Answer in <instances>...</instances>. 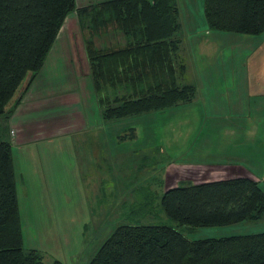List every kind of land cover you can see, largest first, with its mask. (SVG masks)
Returning <instances> with one entry per match:
<instances>
[{
  "label": "rangeland",
  "instance_id": "obj_1",
  "mask_svg": "<svg viewBox=\"0 0 264 264\" xmlns=\"http://www.w3.org/2000/svg\"><path fill=\"white\" fill-rule=\"evenodd\" d=\"M91 1L76 4L80 8ZM177 3L181 49L189 61L194 58L201 87L197 93L203 104L198 108L152 116L155 136L147 118L112 124L99 115L91 118L95 114L89 106L96 98L91 99L95 95L85 52L88 34L82 33L74 13L43 70L27 91L31 75L26 78L15 97H22L21 103L2 122V133L12 143L24 248L41 252L44 264H89L121 225L171 226L195 241L264 232V220L191 228L163 210L166 190L229 176L230 168L221 164L257 168L264 189V33L211 30L205 0ZM185 120L196 122L189 126ZM132 128H137L138 139H121ZM151 146L164 153L149 158L155 160L152 166L139 154L127 159L128 151ZM109 149L111 153L105 152ZM139 173L149 179L166 177L163 184H154L158 198L150 203L137 192L141 187L120 185Z\"/></svg>",
  "mask_w": 264,
  "mask_h": 264
},
{
  "label": "trees",
  "instance_id": "obj_2",
  "mask_svg": "<svg viewBox=\"0 0 264 264\" xmlns=\"http://www.w3.org/2000/svg\"><path fill=\"white\" fill-rule=\"evenodd\" d=\"M74 13L88 34L90 78L106 123L164 112L196 96L195 86L179 83L186 65L176 57L177 0H106L80 8L76 0H0V264H44L41 252L24 248L12 143L1 124ZM205 15L211 30L264 33V0H205ZM130 132L123 140L136 138ZM161 203L169 218L191 228L264 220V189L249 176L172 187ZM92 257L89 264H264V232L195 241L171 226L121 225Z\"/></svg>",
  "mask_w": 264,
  "mask_h": 264
},
{
  "label": "crops",
  "instance_id": "obj_3",
  "mask_svg": "<svg viewBox=\"0 0 264 264\" xmlns=\"http://www.w3.org/2000/svg\"><path fill=\"white\" fill-rule=\"evenodd\" d=\"M100 1H106V0H100ZM99 0H93L91 2H100ZM78 7V5H77ZM68 19V18H67ZM67 24V22H66ZM184 43L182 42L181 43V48L183 47ZM180 48V51H179V55L177 53V60L178 61H185V65H186V72L183 73L180 78H179V83L181 85H193L196 87V94L197 96H195V98L189 102V103H185V104H180L178 106H175L167 111H164V112H156V113H149V114H144V115H140V116H137L141 119H145V122L146 124H149V131H150V134L155 136L156 133H154L151 129V125H150V118L154 115H157V114H166V112H169L171 110H179V108H186V107H196L195 105H199L201 102L203 104V101H199L198 100V93L197 92H201V87H200V82H199V79L195 73V71L193 70V66H194V58L191 57V61H189V58H188V55H187V51L185 48L181 49ZM45 66V65H44ZM44 68V67H43ZM43 70V69H42ZM90 73V72H89ZM88 73V74H89ZM90 84L92 85V81H90ZM92 91H91V95H92V92L94 93V89H93V85H92ZM208 93V92H207ZM95 95V93H94ZM93 95V96H94ZM91 98V97H90ZM93 98H96L95 97H92L91 99ZM202 100H203V97H202ZM97 98L96 100L92 101L90 103L91 106H89V109H91L93 107L94 109V112H93V115L91 118L93 119H96V116H101L102 118V111H101V108L99 106V103L97 102ZM211 102V101H210ZM213 105H215V103H213V101L211 102ZM211 104V106H212ZM198 108V107H196ZM199 110V109H198ZM214 114H218L217 112L220 113V111L217 110H214L213 111ZM136 117V116H135ZM135 117H131V118H135ZM192 119H194L193 116H190ZM128 119V118H127ZM126 120V119H124ZM122 121V120H121ZM101 122V121H100ZM102 122H103V119H102ZM186 123H188V121L185 120ZM196 121H192L191 123H188L190 124L189 126L195 124ZM104 123V122H103ZM184 125H187L186 123L182 122ZM112 124V123H111ZM135 131H136V138L134 140H131V139H126V140H131L132 142H135L137 139H138V133H137V128H134ZM13 131V130H11ZM14 133V131H13ZM106 139H107V136L105 135ZM157 137V136H156ZM196 138H197V135H196ZM121 139H124V137H122ZM196 140V139H195ZM184 142L182 143L181 142V145H183ZM207 146V145H206ZM113 150H115L113 148ZM137 152L133 153L132 151H128V155L129 157L127 158L128 160H133V154H139L141 157H143L142 159L146 158V161L147 163H149L151 166L155 163V160L153 159H150L149 158H153L154 156H156L155 158H158L159 156L161 157H164V153H162V149H160L159 146H151L150 148H139V149H136ZM229 150V148H228ZM105 152H109L111 153L112 150L109 149ZM127 152V151H126ZM127 154H125L124 156H126ZM100 155H103V151L100 150ZM164 161V160H163ZM156 162H160L159 160H156ZM221 166H224V167H229L231 171L230 172V175H225L224 177H220L219 179H216V180H212V181H220V180H226V179H233V178H237V177H241V176H249L251 178H253L256 182H258L260 184V176L257 174V171L258 169L257 168H249V167H246L245 165H238V164H221ZM257 169V170H256ZM144 174L142 173H139V176H137L136 178H131V177H128L126 178L127 181H125V184H124V181H122V183L120 184L122 187H130V186H136V187H141V193L139 191H137L139 194L143 195V197H148V199H152L151 197H154V198H158V194L156 191L153 190L154 188V184H158V185H161L163 184V181L165 182L166 180V177L163 176V179L162 178H155V179H149V178H144L143 177ZM212 181H204V182H212ZM202 182V183H204ZM115 184V183H114ZM261 186V185H260ZM116 187V186H115ZM152 190H151V189ZM160 193V192H158ZM151 202V200L149 201V203Z\"/></svg>",
  "mask_w": 264,
  "mask_h": 264
}]
</instances>
